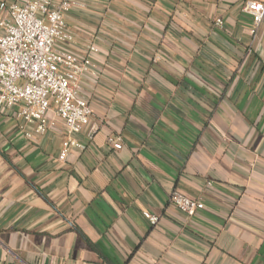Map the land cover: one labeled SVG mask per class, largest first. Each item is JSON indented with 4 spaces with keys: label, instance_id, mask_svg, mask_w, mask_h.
I'll list each match as a JSON object with an SVG mask.
<instances>
[{
    "label": "crops",
    "instance_id": "crops-1",
    "mask_svg": "<svg viewBox=\"0 0 264 264\" xmlns=\"http://www.w3.org/2000/svg\"><path fill=\"white\" fill-rule=\"evenodd\" d=\"M247 1L73 0L71 48H97L83 147L60 160L61 122L38 135L0 111V264H264V19Z\"/></svg>",
    "mask_w": 264,
    "mask_h": 264
},
{
    "label": "built area",
    "instance_id": "built-area-1",
    "mask_svg": "<svg viewBox=\"0 0 264 264\" xmlns=\"http://www.w3.org/2000/svg\"><path fill=\"white\" fill-rule=\"evenodd\" d=\"M73 4V0H0V111L17 107L15 116L33 124L38 135L61 122L69 137L63 141L60 160L70 146L83 147L70 136L79 133L92 114L81 90L82 78L92 66L90 53L97 48L90 44L85 54L72 50L65 13ZM244 9L255 24L264 19V0H249ZM215 23L223 26L220 18ZM108 141L121 147L119 139ZM169 201L187 215L204 207L178 190L171 191ZM143 216L151 225L159 219L148 211Z\"/></svg>",
    "mask_w": 264,
    "mask_h": 264
}]
</instances>
